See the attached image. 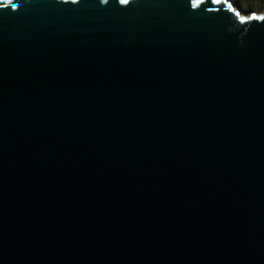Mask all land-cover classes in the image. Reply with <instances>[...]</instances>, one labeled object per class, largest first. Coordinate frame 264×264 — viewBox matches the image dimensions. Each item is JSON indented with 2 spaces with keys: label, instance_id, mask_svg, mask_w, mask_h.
<instances>
[{
  "label": "water",
  "instance_id": "obj_1",
  "mask_svg": "<svg viewBox=\"0 0 264 264\" xmlns=\"http://www.w3.org/2000/svg\"><path fill=\"white\" fill-rule=\"evenodd\" d=\"M14 3L0 0V264H264V13Z\"/></svg>",
  "mask_w": 264,
  "mask_h": 264
},
{
  "label": "rangeland",
  "instance_id": "obj_2",
  "mask_svg": "<svg viewBox=\"0 0 264 264\" xmlns=\"http://www.w3.org/2000/svg\"><path fill=\"white\" fill-rule=\"evenodd\" d=\"M232 2L235 5V8L237 10L240 11V14L242 16H249L251 13H257V14H262L264 13V7H262L261 5H258L257 7H255L254 9H249L246 1L244 0H232Z\"/></svg>",
  "mask_w": 264,
  "mask_h": 264
},
{
  "label": "snow or ice",
  "instance_id": "obj_3",
  "mask_svg": "<svg viewBox=\"0 0 264 264\" xmlns=\"http://www.w3.org/2000/svg\"><path fill=\"white\" fill-rule=\"evenodd\" d=\"M120 2H121V3H124V4H127V3H129V0H120ZM201 2H202V0H194L193 7H195L196 4H199V3H201ZM216 2L219 3V0H216ZM7 3H8L13 9H16V8L18 7V5L14 3V0H7ZM236 15L239 16L240 13L237 12ZM240 18H241L242 21H243L244 19H246V17H243V16H241ZM261 19H264V17H261Z\"/></svg>",
  "mask_w": 264,
  "mask_h": 264
},
{
  "label": "trees",
  "instance_id": "obj_4",
  "mask_svg": "<svg viewBox=\"0 0 264 264\" xmlns=\"http://www.w3.org/2000/svg\"><path fill=\"white\" fill-rule=\"evenodd\" d=\"M246 3L250 6H248L249 9H254L258 5H261L264 7V0H244Z\"/></svg>",
  "mask_w": 264,
  "mask_h": 264
}]
</instances>
